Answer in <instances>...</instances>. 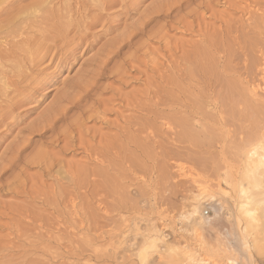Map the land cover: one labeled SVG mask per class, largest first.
Here are the masks:
<instances>
[{
	"label": "rangeland",
	"instance_id": "374dc122",
	"mask_svg": "<svg viewBox=\"0 0 264 264\" xmlns=\"http://www.w3.org/2000/svg\"><path fill=\"white\" fill-rule=\"evenodd\" d=\"M38 1L21 0L6 8L0 20L18 10L29 14ZM76 1L81 14L96 13L88 0H49V5L56 10L67 2L75 11ZM159 1L125 0L106 9L74 44L53 49L18 84L26 100L0 123V165L8 161L25 129L80 81L86 83L88 93L67 107L64 119L78 124L81 140L91 136L110 140L119 124L134 125L152 154L148 159L132 156L123 165L116 160L88 161L78 144L66 152L45 146L47 133L39 145L46 163L53 166L47 176L23 163L37 146L39 137H35L13 169L0 173V264H139L135 251L148 236L163 240L158 243L163 258L152 253L149 264L163 262L169 245L194 249L191 252L200 260L191 264H264V213L259 215H263L261 224H256L260 228L251 235L258 247L250 251L231 217L233 205L217 188L221 173L237 171L244 150L256 145V138H264V0L190 1L170 15L175 22L166 28L158 19L148 24L146 31L158 35L150 42L138 35L131 39V47L120 48L118 56H106L111 43ZM36 9H42L39 15L48 12ZM180 22L200 32L184 31ZM17 23L2 30L23 27ZM35 31L24 26L13 43L20 41L16 47H21V40L34 39ZM35 39L40 41L39 35ZM3 42L0 34V47ZM202 46H209L212 59L206 57L204 62L213 61L208 65H213L216 76L203 75L196 67L199 59L194 56ZM19 55H12L0 73L9 70ZM191 66L193 71L197 68L193 76L187 71ZM230 85L236 87L233 92ZM98 101L106 106L97 107ZM82 109L88 120L78 117ZM180 123L195 127L198 148L190 141H178ZM107 167L120 170L119 192L113 195L103 185L113 179V172L103 174ZM75 168L82 173L71 181L64 171ZM193 180L206 190L199 204L192 202L198 190ZM193 210L197 215L190 214Z\"/></svg>",
	"mask_w": 264,
	"mask_h": 264
},
{
	"label": "bare ground",
	"instance_id": "6f19581e",
	"mask_svg": "<svg viewBox=\"0 0 264 264\" xmlns=\"http://www.w3.org/2000/svg\"><path fill=\"white\" fill-rule=\"evenodd\" d=\"M19 1L21 0H5V1L3 0V3L0 4V14L4 15V13H6L5 11L6 8L18 4ZM124 1L125 0H88V2L91 4L90 7L94 8L96 10V13H93L89 10L87 13L81 14L79 12L80 8H78L77 1L74 4L77 6V8L74 7L77 10L73 11L72 6H68V7L66 6L68 5L67 2L66 4L62 5L61 9L53 10V7L49 5V0H39L38 3L35 5L36 7L33 10V12L26 14L27 11L18 10L14 16L7 17L4 20H0V25H1L0 34H4L3 46L0 47V69L4 67L5 63L11 62L10 58L12 57V55L20 54L19 55L20 59L17 62H14L13 65L9 66V70L0 73L1 76L0 123L2 122L3 119L11 116V114H13L16 107L20 106L22 103L25 102L26 98L21 93L23 90L18 87V84L20 83V81L24 79L25 75L29 76L34 70V68H36L45 58H47L48 54L53 49L57 51L62 49V47L70 46L74 44L76 37L81 32H85L89 30L93 25L97 23V21L100 18L101 12H104L106 9L111 8L117 4H121ZM190 1H196V0H160L152 8L144 11L140 16V18L135 23H132L131 26L128 27L125 31L123 29L124 33L120 34V36L116 38L112 43L110 42L111 45L108 48V52L106 53V56H110L111 54L117 55L120 48L124 46L131 47L130 45L131 39L134 37L136 38L138 35H141L143 39L150 42V39H154L158 35H156L155 32H153L152 30L146 31V27L148 26V24L153 20L158 19L161 23L164 24V28H166L167 23L175 22L174 18H170V15L174 11L176 10L178 11L182 6V4L188 3ZM39 7L48 10V12L45 13L46 15L45 14L39 15L42 10V9L39 10L36 9ZM18 18L21 20V22L18 21L19 20ZM29 18H32L33 21L31 23L29 22L28 24L25 23L26 20ZM159 21L157 22V24L159 23ZM15 22H18L17 23L18 28L19 26L20 27L23 26L20 29L26 26V29L30 31L36 30L35 33H32L34 39L21 40L23 44L21 45V47H16L17 44L20 45V41L17 43H13L14 42L13 39H15V35L19 33L20 29H16L15 31L11 30L10 32H5L4 30H2L4 27L8 28L12 26ZM41 25H44V27H41ZM178 26H182V29L184 31L195 32L197 34L198 32H200L197 30H196L197 32L194 31V27H192L190 23L180 22L178 23ZM35 34L39 35L40 41H36ZM208 37L209 36H207V38ZM8 38L11 39L10 43L6 41V39ZM211 41H212L211 39H207L206 44L207 45L210 44L211 46L212 44ZM208 47L207 49H205L204 46L200 48L198 47L199 49L198 51L196 50L194 57H196L197 60L199 59L197 62L198 64L196 65V67H198V71L199 72L201 71L203 75L209 74L212 77V73L215 72L213 65L211 64L208 65V62L210 60L207 61V64L206 62H204L206 60V57L208 59L209 58L212 59V57L209 56L210 50L208 49ZM163 48H165V51L168 49L167 51L169 52V48L167 49L166 47ZM207 50H209L208 54H207ZM168 52H166V54ZM170 56L171 54H169L168 58ZM200 59L202 63L204 62L205 64H202L200 62ZM212 62L210 61V63ZM190 68L192 69V66ZM190 68L187 71L190 72L188 74L191 75L193 69L191 70ZM193 68L194 71L196 72L197 68L196 70L195 67ZM151 69L153 72H156L155 67L154 68L151 67ZM194 71L192 73V76L193 74L195 75ZM89 81L91 80L88 79V82ZM85 84L86 83H84L83 81H80L69 86V88H71L73 92L70 93H67V91L65 93L62 92V94H60L61 96L57 100L56 105L49 108L44 116L41 115L40 118L38 117V120L36 122L32 123L25 129L26 135L14 144L13 149L10 151V158L8 159V161L0 165V173L10 171L13 169V166L15 165V161H18L20 158L21 152L32 142V140L35 137H39V140L35 141L37 146L35 147L33 154L30 157L24 159L23 163L31 165L33 167L35 166L34 168H37L38 170L41 171L42 174H46L47 176L50 173H52L53 170L52 164L46 163V154L39 149V145H41V142L45 138L44 135L47 133L49 134V136L44 139L46 142L44 144L45 146L54 147L53 145H55V147H57L60 152L62 151L66 152L69 149L75 148L76 144H78V146L81 148L82 152L84 153V158H86L88 161L93 160V161H98L100 163H105V162L111 163L112 160H116L118 163H120V165H123L124 162L127 161L128 159H131L132 156L134 157L136 156L137 158H142V159H146V158L148 159L150 157L152 152H150L149 148H144V145H142V143L144 142L142 141H144L145 138H142L139 132L136 133L137 129L135 128L136 126L134 125L131 126L128 124L127 125L124 124L122 126L121 124H119L120 127L118 126L116 130L117 131L116 135L110 138V140H106L104 137H100L96 141L97 139L96 136L89 137L88 138L89 140H85V141L81 140L82 134L80 129L78 128V124L75 121L64 119V113L66 112L67 107L73 105L75 106V104H77L80 100L84 98L83 94H85L86 91L88 90V88L86 89L87 85ZM228 88L230 91L233 92L236 87L234 88V86L230 85L228 86ZM94 103L97 105V107L106 106L102 101L101 102L98 101ZM85 113H86L85 109H82L79 112L78 117L82 118L83 121L88 120L90 118L88 116L85 117ZM60 122H64V125L57 128L56 124ZM187 125H188L187 123L181 124L180 127L184 131L182 130V135L179 136L178 141L181 142L185 140L190 141L192 145L194 144L193 145L194 147L198 148L197 146V144L199 143L198 137L195 133H193L195 132L193 129L195 127H193L192 125L191 128L190 125L188 127ZM256 139L259 142L254 146L251 145H250L251 147L248 146V148L245 149L244 152L242 153L240 167H238L237 171L230 172L229 170H225L221 173L220 184L217 187L219 190L218 191L219 194L222 197H224L226 201L230 202L231 205H233V207L232 206L231 207L233 209L234 215L231 214L232 215L231 217L234 218L233 220L235 221L236 226L238 228L239 231L238 234H240L239 236H241L242 239L244 240L245 248L247 247V249L250 251L253 247L255 248V246H253L254 245L253 240L254 239L256 240V237L254 236V238H252L251 235L253 234V232H255V229L258 227V225L256 227V224L257 223L259 224V221L261 224V217L263 215L260 217L259 216L260 213L261 212L262 214L264 213V138L259 140L258 137ZM255 142L257 141H254V143ZM201 146L204 147V144L203 145L201 144ZM129 150L130 151L133 150V151L130 152ZM112 151L114 152L113 155L111 154ZM136 153L138 154L136 155ZM79 170L81 169L75 168L73 171L66 170L64 172L68 177V179L72 181L73 178L75 179L79 178L78 176L79 173H82ZM119 171L120 170L115 171V169H110L107 167L103 173L106 176H108L110 173L113 172L112 182L109 183L107 181L103 182V185H105L106 188L108 187L109 192L112 195L119 192L118 191L119 185L117 184L119 181V177H117ZM100 173L102 174V172ZM191 176L194 177L193 175ZM194 182L195 181L193 180V183ZM201 186H199V184L197 185L198 188L197 194L196 195L194 194V196L192 197V202L194 201V203L196 202L199 204L200 201L204 198L203 194L206 190L202 188L204 186L202 187ZM119 198L123 201V203L126 202V198H124L123 196ZM121 200H119V203L122 204ZM195 208L193 207V209ZM228 209L231 210L230 208ZM192 213L195 214L196 212L193 210V212L191 211L190 214ZM259 228L260 227H258V229ZM137 232L139 233V231ZM150 232L152 233V231H148V233ZM143 233H144L143 235H145L146 232L144 231ZM256 236L259 239V234H256ZM251 238L253 240H251ZM161 240H162L161 238L156 236H148L143 239V242L137 246V249L135 251L136 252L135 256L139 264H149L148 259H150L152 253L159 254V256H157L159 257V259L163 258V256L158 252V249H160L158 243L159 242L162 243L163 240L162 241ZM255 242H258V240ZM255 245H256L255 249H257L258 243H255ZM169 246L165 247L166 251L164 252L168 253V254L166 253L167 256L164 255L165 260L163 259V262L162 260H160L164 264H182V263L191 264L200 260L197 259L198 254L194 253L195 252L194 249L193 250L190 249L191 251H194L191 252L188 251L187 247L185 249H182L184 247L182 248L178 247L179 249H182V250H178V248L172 249L173 246L172 247ZM258 249H260V247ZM252 251L255 250L253 249ZM257 252H259V250ZM173 261H175V263Z\"/></svg>",
	"mask_w": 264,
	"mask_h": 264
}]
</instances>
